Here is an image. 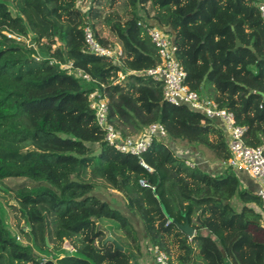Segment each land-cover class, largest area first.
<instances>
[{
  "label": "trees",
  "instance_id": "1",
  "mask_svg": "<svg viewBox=\"0 0 264 264\" xmlns=\"http://www.w3.org/2000/svg\"><path fill=\"white\" fill-rule=\"evenodd\" d=\"M261 3L89 0L82 9L79 0H0V187L28 227L18 226L25 240L19 242L0 205V264H139L142 241L173 264H264L257 192L244 187L231 166L209 172L174 145L202 147L227 161L228 136L220 122L188 104L169 103L162 82L146 74L160 62L146 29L155 27L175 44L184 83L232 112L245 127L246 145L264 147ZM29 7L57 28L30 35L22 16ZM85 27L102 46L120 47L119 61L89 52ZM56 35L63 42L57 46ZM236 40L243 46L235 48ZM94 91L105 96L107 121L123 137L142 134L150 124L163 126L166 135L154 136L142 153L146 167L106 143L89 105ZM99 183L123 196L128 213L92 194ZM104 220L112 222L107 231ZM186 220L192 237L179 227Z\"/></svg>",
  "mask_w": 264,
  "mask_h": 264
},
{
  "label": "built area",
  "instance_id": "2",
  "mask_svg": "<svg viewBox=\"0 0 264 264\" xmlns=\"http://www.w3.org/2000/svg\"><path fill=\"white\" fill-rule=\"evenodd\" d=\"M259 11L260 15L264 17V3L259 5ZM146 29L160 59L159 64L146 70V74L154 80L162 82L163 97L169 103L175 105L188 104L192 109L201 111L209 119H218L220 121L228 136V148L231 154L230 158L227 161H222L221 164L225 167L231 166L235 171L245 172L263 184L257 190V194L261 198L264 209V147L246 145L243 141L245 127L235 123L233 113L218 108L213 101L201 98L184 83L185 71L175 58L176 47L169 35L155 27H146ZM83 36L85 47L89 52L119 61L121 56L120 47L112 50L102 46L94 38L89 27L84 28ZM70 66L71 64L67 65V67ZM77 74L82 75L86 80L90 79L87 74H82L80 71H77ZM117 76L123 79L121 72H118ZM89 101L97 124L104 130L106 143L116 150L136 156L139 158L140 163L146 167L141 159L142 153L148 149L154 136L166 135L163 126L150 124L142 134L135 137H123L120 130L107 121L108 105L105 96H100L97 91H94L90 93ZM139 183L142 186H149L143 180H140ZM150 251L154 255L155 264H173L171 258L157 246L150 247Z\"/></svg>",
  "mask_w": 264,
  "mask_h": 264
},
{
  "label": "rangeland",
  "instance_id": "3",
  "mask_svg": "<svg viewBox=\"0 0 264 264\" xmlns=\"http://www.w3.org/2000/svg\"><path fill=\"white\" fill-rule=\"evenodd\" d=\"M88 2L89 0H79V4L82 7V9L86 8V6L88 5ZM114 8L116 9V6H114ZM22 16L27 21L28 27L30 28V35L31 34H34V35L43 34L44 35V33L51 32L58 26V24L54 20L48 18V16L43 11L34 9L32 7H29L28 9H26V11L22 13ZM54 39L56 40V46L63 43L60 40L58 35H56ZM43 41H46L45 37L43 38ZM117 79L122 80V78L119 76H117ZM221 166L222 168L220 169V171L225 168L223 164H221ZM92 194L102 200H107L111 204V206L118 208L125 213H128L127 206H126V200L123 198V196L119 192H116L115 190H112L110 188H105L101 185V183H99V185H97L93 189ZM0 205L5 210V213H6L5 218H6L7 224L11 228V231L16 235V238L19 242L24 243L25 242L24 238L18 232V226L19 225L22 226L24 230H27L28 227L23 220L18 219L17 214L11 211V208L9 207V205H16V202L12 198V196L9 194L5 186L4 188L0 187ZM133 219L134 220L138 219V217L135 215V218ZM137 221L138 220H135L134 222H137ZM101 224L102 226H104V229H105L108 226L112 225V222L110 220H104L102 221ZM105 231H107V229H105ZM63 250L69 252L72 249L69 246H64ZM173 253L174 251H172V254ZM43 257L47 260L52 259L51 254H48V255L44 254Z\"/></svg>",
  "mask_w": 264,
  "mask_h": 264
},
{
  "label": "crops",
  "instance_id": "4",
  "mask_svg": "<svg viewBox=\"0 0 264 264\" xmlns=\"http://www.w3.org/2000/svg\"><path fill=\"white\" fill-rule=\"evenodd\" d=\"M216 121L218 123L220 122L218 119H216ZM174 145L177 146L176 148H178L179 151H182L184 154L187 153L189 155L191 163L197 164L204 170H207L209 172L223 171V170L220 171V169L222 168L221 162L216 160L210 151L202 147L194 148L191 146H187L185 145L184 142H174ZM235 172L237 173V176L244 187L257 192V190L263 186L262 183L252 178L247 173L241 171H235ZM137 225L135 224L139 233H142L141 225L138 226ZM137 261L139 264H155L153 259V254L150 252V246H148L147 241L141 242V252L140 255L138 256Z\"/></svg>",
  "mask_w": 264,
  "mask_h": 264
},
{
  "label": "water",
  "instance_id": "5",
  "mask_svg": "<svg viewBox=\"0 0 264 264\" xmlns=\"http://www.w3.org/2000/svg\"><path fill=\"white\" fill-rule=\"evenodd\" d=\"M242 46H243V44H242L240 41L236 40V42H235V48L242 47ZM248 48L251 49L250 46H249ZM250 92H253V91L250 90ZM259 94L264 98V93L259 92ZM179 227L181 228V230H182V231H183L188 237H192V236H193V234H194V228L189 224V222H188L187 220H186L183 224H180ZM106 239H107V240H113V238H112L111 236H107ZM45 242H46V244L49 246V243H48V240H47V237H46V236H45ZM115 244H116V246H117L118 248H120V249L123 248V247H122L119 243H117L116 241H115Z\"/></svg>",
  "mask_w": 264,
  "mask_h": 264
}]
</instances>
